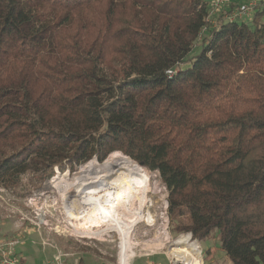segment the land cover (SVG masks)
Segmentation results:
<instances>
[{
  "label": "trees",
  "instance_id": "1",
  "mask_svg": "<svg viewBox=\"0 0 264 264\" xmlns=\"http://www.w3.org/2000/svg\"><path fill=\"white\" fill-rule=\"evenodd\" d=\"M238 5L0 0V186L119 151L158 174L178 242L264 264V5Z\"/></svg>",
  "mask_w": 264,
  "mask_h": 264
},
{
  "label": "rangeland",
  "instance_id": "2",
  "mask_svg": "<svg viewBox=\"0 0 264 264\" xmlns=\"http://www.w3.org/2000/svg\"><path fill=\"white\" fill-rule=\"evenodd\" d=\"M196 51L197 47H194L190 54ZM103 161L95 159L94 162L101 164ZM85 164L74 171H70L67 166H53L50 177L40 190H36L37 184H34V179L29 174L21 177L16 189L0 186V239L13 236L18 239L14 251L16 250L17 254L21 252L24 254L21 253L25 258L24 264H47L57 254H64L68 262H75L78 257H82V264H119L121 242L118 233L108 229L96 238L75 234L73 227L80 230L83 229L82 225L72 212H69L68 216L62 196L59 194L58 189L65 185L69 186L73 174ZM141 166L148 174L149 187L142 207L143 218L136 222L130 231L133 255L128 263L184 264L175 259L176 256H180L199 264H231L224 253L218 250H215L213 257L205 258V249L217 245L218 238L207 237V241H202V250L199 254L178 242L177 235L184 231L175 229L180 219L175 220L176 222L171 221L167 212V191L156 172ZM55 177L58 178L54 180ZM84 182L87 183V188H95L94 182L86 180ZM90 196L97 197L92 193ZM72 197V194L66 196L70 201L76 199ZM134 206H137V202ZM44 218L47 223L45 226L40 224V220ZM181 219L185 222L184 218ZM132 221L134 222L133 219ZM32 222L37 223L39 228L33 226ZM97 228H104V225L92 227V230ZM160 241L161 246L158 245ZM68 246L72 249H68Z\"/></svg>",
  "mask_w": 264,
  "mask_h": 264
},
{
  "label": "bare ground",
  "instance_id": "3",
  "mask_svg": "<svg viewBox=\"0 0 264 264\" xmlns=\"http://www.w3.org/2000/svg\"><path fill=\"white\" fill-rule=\"evenodd\" d=\"M94 161L95 159L91 160L75 172L72 183L60 187L59 194L68 216L72 212L80 220L83 229L73 227L75 234L96 238L111 229L118 233L121 242L119 264H129V258L133 255L130 231L143 218L142 207L149 187L148 174L141 165L120 152H112L101 164H95ZM84 180L94 182L95 188H87ZM70 191L76 198L71 201L66 198L71 195ZM90 193L97 197H91ZM102 225L104 228L92 230V227ZM158 245L161 246L162 242ZM175 259L184 264H199L180 256Z\"/></svg>",
  "mask_w": 264,
  "mask_h": 264
},
{
  "label": "built area",
  "instance_id": "4",
  "mask_svg": "<svg viewBox=\"0 0 264 264\" xmlns=\"http://www.w3.org/2000/svg\"><path fill=\"white\" fill-rule=\"evenodd\" d=\"M264 5V0H260ZM212 12L215 13L216 11H222L223 6L227 3V0H208ZM257 3V1H250L246 3H239L237 7H235L229 13H224L223 18L225 20H236L245 17H249L252 14L253 7ZM216 26V23H213ZM175 70H168L167 74L171 76L174 74ZM165 188V187H164ZM29 200V199H28ZM33 226L38 227L37 223L32 222ZM39 223V222H38ZM41 225H47L44 220H40ZM18 243V239L16 237H8L5 239H0V264H24L19 260V257L15 255L14 248ZM64 254H57L55 255L50 262L47 264H78L77 261L75 262H68Z\"/></svg>",
  "mask_w": 264,
  "mask_h": 264
},
{
  "label": "crops",
  "instance_id": "5",
  "mask_svg": "<svg viewBox=\"0 0 264 264\" xmlns=\"http://www.w3.org/2000/svg\"><path fill=\"white\" fill-rule=\"evenodd\" d=\"M227 1H232V2H238V3H242L243 1V3H246L245 2V0H227ZM250 1H255V0H247V2H250ZM21 252V251H20ZM15 253L17 254V252H16V250H15ZM22 253V252H21ZM21 253H19L18 255H19V257H21V259L22 260H25V258L24 257H22V255H24L23 253H22V255H21ZM21 255V256H20Z\"/></svg>",
  "mask_w": 264,
  "mask_h": 264
},
{
  "label": "water",
  "instance_id": "6",
  "mask_svg": "<svg viewBox=\"0 0 264 264\" xmlns=\"http://www.w3.org/2000/svg\"><path fill=\"white\" fill-rule=\"evenodd\" d=\"M93 159H96V158H93ZM139 165H143L142 163H139Z\"/></svg>",
  "mask_w": 264,
  "mask_h": 264
}]
</instances>
